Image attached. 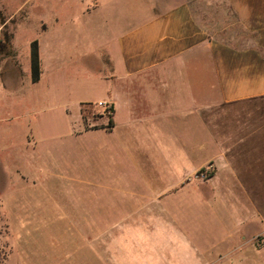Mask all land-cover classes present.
<instances>
[{"label": "crops", "instance_id": "crops-1", "mask_svg": "<svg viewBox=\"0 0 264 264\" xmlns=\"http://www.w3.org/2000/svg\"><path fill=\"white\" fill-rule=\"evenodd\" d=\"M39 1V21L47 23L35 40L38 54L41 45L49 58L52 42H46L49 32L57 31V19L53 13L51 25L44 18L47 10L52 13L50 6L47 9V4ZM130 2L133 7L137 4V0ZM161 3L159 0L149 9L151 14L143 22L118 36L116 54L103 49L82 55L89 60L94 57L97 68L107 69L101 76L119 86L104 99L112 107L108 120L98 117L102 112L86 119L81 110L79 114L89 122L83 133L88 139L97 138L98 153L111 164L105 166L107 171L99 177L97 188L114 191L115 210L120 214L109 220L85 221L115 223L114 229L120 231L126 224L132 230L131 224L137 223L138 237L151 241L147 253L162 254L164 264H222L224 258L223 264H264V243L254 244L256 237L264 235V230L258 229L260 217L251 214L248 204L235 194L236 190L264 186V118L235 119L232 111L235 103L264 97V0H226L233 23L245 39L242 44L210 34L185 0H174L167 9L159 8ZM67 38L68 34H62L53 41L55 49L48 64L43 65L39 55V79L49 70L50 62L59 60L61 51L56 47L67 46ZM175 62L184 76L191 77L190 86L185 81L183 89H170V65ZM187 62L192 65L183 66ZM12 72L10 81L16 83L19 70ZM26 140L31 145L28 136ZM8 147L0 125V191L6 194L15 183L35 187L39 178H31L21 167L14 169L18 177L14 180L5 156ZM208 165V179L197 177ZM34 171L40 175V166ZM7 201L10 204V198L0 200L5 222ZM218 207L226 213L218 215ZM205 208L212 210L207 216L210 227L204 235L200 232L192 237L187 224L195 226ZM52 220H57L56 216ZM143 228L147 229L144 235ZM104 234L105 227L99 231L100 245L86 249L88 255H97L99 264L107 261L105 239L100 240ZM1 248L0 264L32 262L27 249L14 252L9 246ZM108 250L114 254L134 252L121 245ZM41 251L34 249L33 253Z\"/></svg>", "mask_w": 264, "mask_h": 264}, {"label": "rangeland", "instance_id": "rangeland-1", "mask_svg": "<svg viewBox=\"0 0 264 264\" xmlns=\"http://www.w3.org/2000/svg\"><path fill=\"white\" fill-rule=\"evenodd\" d=\"M42 1L52 11L47 10L44 18L51 25L55 22L53 13L57 19V31L52 35L50 31L46 42V45L52 42V46H48L49 55L52 56L55 49L53 41L55 43L59 35L65 37L68 34L69 43L65 47H56L61 51L59 60L50 62L51 69L44 70L37 83H31L29 43L39 38V29L45 28L47 23L39 21L40 1L0 0V118L4 120L0 125L9 146L5 156L11 173L21 167L31 178H39L35 187L15 183L6 194L0 191V200L10 198V204L7 201L5 208L7 222L0 210V259L1 247L9 246L14 252L19 249L30 251V264H87V259L90 264H99L97 255L92 252L88 255L86 249L88 245L91 248L100 245L99 231L102 233L105 227L104 237L100 240L105 239L106 264H164L162 254L147 253L151 241L138 237L137 223L131 224L134 227L132 230L128 227L130 224H126L127 227L120 231L114 229L115 223L85 221L99 217L109 220L120 211L115 210L114 191L97 188L99 177L107 171L105 166L111 164L106 163L98 153L97 138L88 139L89 135L83 133V127L89 122L81 119L79 114L81 110V116L86 119L95 112H102L98 117L108 120L97 102H106L104 99L112 94L113 89H119L117 83L102 77L107 69L101 71L97 68L94 57L89 60L82 55L87 52L97 54L103 49L116 54L118 36L149 17V9L159 0H137L135 7L131 6L130 0ZM161 2L159 8L163 9L174 4V0ZM185 2L191 5L196 19L210 34L243 43L245 39H242L244 37L238 25L233 23L234 17L227 10L226 0ZM133 8L135 12L131 11ZM217 20L220 24H215ZM45 50L39 45L43 65L45 62L48 64L50 59V56H45ZM175 64L170 65V89H183L185 81L190 86L191 77L184 76L182 67ZM184 65H192V62ZM15 68L19 70L20 77L12 83L10 78L15 74L12 72ZM185 89L191 88L186 86ZM232 111L235 119L264 118V97L235 103ZM27 136L31 145L27 143ZM37 166H40V175L34 171ZM14 175V180H17V174ZM235 194L243 204H248L251 214L260 217L258 229L264 230V186L236 190ZM216 213L222 215L226 211L218 207ZM211 214L212 210L205 208L195 226L187 224L190 236L207 232L210 227L207 216ZM40 215L44 216L39 219ZM54 216L57 220L51 221ZM23 217L27 220L19 221ZM141 225L144 226V223ZM146 230H143V235ZM254 241L255 245L263 244L264 235ZM120 245L134 252L108 253L109 247ZM34 249L43 251L38 255L33 253ZM225 261L224 258L221 263Z\"/></svg>", "mask_w": 264, "mask_h": 264}, {"label": "trees", "instance_id": "trees-1", "mask_svg": "<svg viewBox=\"0 0 264 264\" xmlns=\"http://www.w3.org/2000/svg\"><path fill=\"white\" fill-rule=\"evenodd\" d=\"M30 68H31V76H30L31 81L32 82L38 81L40 74V64H39V54H38V47L36 40H33L30 45Z\"/></svg>", "mask_w": 264, "mask_h": 264}, {"label": "built area", "instance_id": "built-area-1", "mask_svg": "<svg viewBox=\"0 0 264 264\" xmlns=\"http://www.w3.org/2000/svg\"><path fill=\"white\" fill-rule=\"evenodd\" d=\"M97 105L99 107L103 108V114L106 116H111L112 114V107L109 103L105 102V101H98ZM210 167H204L202 171H199L197 173V177L201 178V179H206L209 177L210 175Z\"/></svg>", "mask_w": 264, "mask_h": 264}]
</instances>
